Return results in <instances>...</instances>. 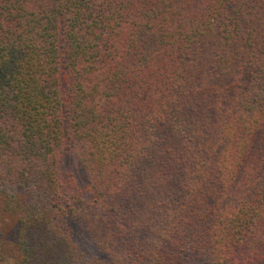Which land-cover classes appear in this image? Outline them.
I'll use <instances>...</instances> for the list:
<instances>
[{"label": "trees", "instance_id": "16d2710c", "mask_svg": "<svg viewBox=\"0 0 264 264\" xmlns=\"http://www.w3.org/2000/svg\"><path fill=\"white\" fill-rule=\"evenodd\" d=\"M6 261L264 264V0H0Z\"/></svg>", "mask_w": 264, "mask_h": 264}, {"label": "rangeland", "instance_id": "374dc122", "mask_svg": "<svg viewBox=\"0 0 264 264\" xmlns=\"http://www.w3.org/2000/svg\"><path fill=\"white\" fill-rule=\"evenodd\" d=\"M62 171H63V172H67V171L75 172L76 175H77V177L79 178L80 183H81L82 180H83V178L80 177V176H81L80 172L74 170V167H73L71 161H70L68 158H65V159L63 160ZM5 264H10V261H6Z\"/></svg>", "mask_w": 264, "mask_h": 264}]
</instances>
